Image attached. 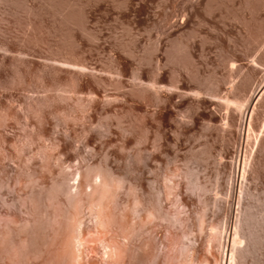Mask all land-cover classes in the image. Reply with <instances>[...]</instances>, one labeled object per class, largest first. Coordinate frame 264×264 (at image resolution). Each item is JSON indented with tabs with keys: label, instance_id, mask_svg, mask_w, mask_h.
Segmentation results:
<instances>
[{
	"label": "rangeland",
	"instance_id": "1",
	"mask_svg": "<svg viewBox=\"0 0 264 264\" xmlns=\"http://www.w3.org/2000/svg\"><path fill=\"white\" fill-rule=\"evenodd\" d=\"M262 82L264 0H0V264H224Z\"/></svg>",
	"mask_w": 264,
	"mask_h": 264
},
{
	"label": "bare ground",
	"instance_id": "2",
	"mask_svg": "<svg viewBox=\"0 0 264 264\" xmlns=\"http://www.w3.org/2000/svg\"><path fill=\"white\" fill-rule=\"evenodd\" d=\"M257 88L259 90L258 89H257L258 91L255 90V92H253L251 96L253 100L257 99L261 94L264 93V82H262L260 84V87L258 86ZM241 127L245 133L244 136L246 135V138L244 137L245 141H247L246 144L248 146L250 145L252 146L256 142H257L256 144H258V137L261 138V134L259 136H256V139L254 138L256 142H254V140L252 139L251 140L253 141V143H251L252 141L250 142V138H252L254 134V129L252 128V116L250 117V111L246 110V112L242 113ZM248 146H246V149L243 152V158L238 157L234 165V170L230 175L231 180H232V194L235 200L237 198H239L240 200L243 199L242 195H244L243 194L244 193L243 192L244 183H245L246 178H248L247 176L248 171L252 167V165L250 164L253 158V151L247 150ZM136 203H137V209H136L137 212L140 213L142 211L141 212L142 214L146 213V212H143V210L141 209V206L144 205V202L141 200L140 196L139 198L138 197L136 198ZM247 207H250V206H247ZM245 209H246V214H244L245 218L243 217L244 221L240 218L242 222L238 224L239 217L237 220V216H238L237 215L235 223L232 221V218H231L230 221L228 222V225L226 224L223 230L224 233L222 234L223 238H222L221 246H222V253L224 257V264H254V261L256 260H258L259 264H264V219L261 222L262 224L259 226V224L257 223L258 220L254 218L255 216L253 214L252 207L245 208ZM141 213L139 216H145V214L141 215ZM97 220H98L99 225L103 224V216H102L101 210L97 212ZM140 220H136L137 222L138 221L140 222V225L143 224V222H145L144 221L145 218L144 219L141 218ZM136 221H134L133 224ZM137 222L134 224V226L137 225ZM144 224H146V222ZM118 228H121V227L119 226ZM109 233L111 234V232ZM109 248L110 246H108V249ZM113 257H111V259Z\"/></svg>",
	"mask_w": 264,
	"mask_h": 264
}]
</instances>
